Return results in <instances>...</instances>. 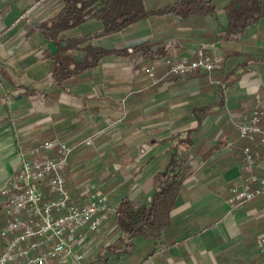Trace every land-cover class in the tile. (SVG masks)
I'll return each mask as SVG.
<instances>
[{
  "label": "crops",
  "instance_id": "crops-1",
  "mask_svg": "<svg viewBox=\"0 0 264 264\" xmlns=\"http://www.w3.org/2000/svg\"><path fill=\"white\" fill-rule=\"evenodd\" d=\"M175 1L144 0V5L150 9ZM202 1L214 11L189 19L150 16L114 35L91 36L79 47L109 51L145 44L146 49L105 54L95 67L82 70L92 56L65 47L100 32L99 22L88 21L64 34V49L56 53L55 43L46 42L36 24L57 12L60 0H0V190L19 166V151L52 138L76 148L95 137L91 134L98 126L92 117L115 118L116 109L128 114L124 125L132 140L115 147L120 171H113L116 186L105 194L110 209L125 197L149 203L153 177L173 156L192 170L158 237L119 244L114 212L97 232L87 233L82 264H263L257 244L264 235V195L232 210L227 201L240 182L247 145L238 139L237 125L253 106L255 92L264 91V18L232 41H214L226 25L223 9L230 0ZM200 44L223 59L221 71L164 77L166 59L182 57ZM60 60L77 72L59 83L51 66ZM149 69L154 79L145 74ZM232 69L233 76H226ZM67 168H73L71 162L65 173ZM67 177L75 199L80 195ZM2 203L0 196L1 209Z\"/></svg>",
  "mask_w": 264,
  "mask_h": 264
},
{
  "label": "built area",
  "instance_id": "built-area-1",
  "mask_svg": "<svg viewBox=\"0 0 264 264\" xmlns=\"http://www.w3.org/2000/svg\"><path fill=\"white\" fill-rule=\"evenodd\" d=\"M165 63L164 77L195 72L209 76L220 70L222 58L200 44ZM147 72L154 77L152 70ZM237 132L247 145L242 149L240 182L227 201L231 210L264 195V91L255 92L253 106L241 114ZM80 144L89 146L91 141ZM74 149L52 138L27 152L19 151V166L0 190L4 215L0 235L7 239L0 251V264H68V260L82 264L87 233L97 232L115 210L100 192H91L82 204L74 203L62 174ZM257 251L264 264V235L258 239Z\"/></svg>",
  "mask_w": 264,
  "mask_h": 264
},
{
  "label": "trees",
  "instance_id": "trees-1",
  "mask_svg": "<svg viewBox=\"0 0 264 264\" xmlns=\"http://www.w3.org/2000/svg\"><path fill=\"white\" fill-rule=\"evenodd\" d=\"M160 1V0H157ZM209 2L202 0H177L168 5H155L146 9L144 0H60V7L57 12L36 24L46 42H54L56 53L63 35L77 29L88 21H96L101 24V31L74 39L73 43H68L66 49H84L87 55H91L92 63L83 65L81 68L95 67L100 56L107 54L127 55L131 50L138 48L146 49L145 44L135 46L133 49L121 50H99L87 43L93 37H106L114 35L150 16H162L173 14L189 19L196 15H204L214 11ZM226 25L215 37L214 41H232L235 36L242 35L250 26L264 18V0H230L224 6ZM98 49V50H95ZM68 58H65L66 60ZM61 64L51 66V73L56 81H60L64 76L77 72L76 68L68 69ZM224 64L222 59L221 68ZM220 68L219 71L222 69ZM199 72H195V74ZM232 69L226 76H233ZM225 76V79H226ZM175 77V76H170ZM220 87V86H218ZM192 174L191 168L183 164L173 156L166 168L155 174L152 180L154 192L149 203L137 204L125 197L120 200L114 213V224L120 232L121 237L118 243L131 241L136 237L154 239L166 228L169 214L174 202L179 194L180 187L185 178ZM4 224V215L0 208V228Z\"/></svg>",
  "mask_w": 264,
  "mask_h": 264
},
{
  "label": "rangeland",
  "instance_id": "rangeland-1",
  "mask_svg": "<svg viewBox=\"0 0 264 264\" xmlns=\"http://www.w3.org/2000/svg\"><path fill=\"white\" fill-rule=\"evenodd\" d=\"M112 45H115V43H112L110 46ZM152 72L154 73V71ZM145 74L148 75V72L146 71ZM149 78L154 79V77ZM116 112H118V115L115 118H91L92 124L94 126H98L94 129L95 132L91 134V136L95 137L90 138L91 144L89 146H85L84 144L80 143L76 146V148L70 155L67 164L69 165V163L71 162V167L73 168H67V173H65L66 168L62 171L64 179L65 176L68 175L67 178H69V180L71 179L73 188L76 189L75 192L80 195L79 197L74 199L75 204H81L83 200L87 197V195H89L91 192H101L107 195L108 193L112 194L110 193L112 187L114 188L116 186L115 184L117 182L113 179L115 176L113 171H120V169L119 165L116 162L117 155L115 147L119 142H130L132 140V132L130 127H127V124L124 125L126 122H128V114L119 115L118 109H116ZM109 114L111 115V113ZM120 126L124 128L123 131H127L128 133L125 132V134H122L123 132L118 129ZM97 129L100 130L96 131ZM21 139H23V135H21ZM101 145L102 148L104 147L106 149L100 151L98 148L101 147ZM128 152H130V150L124 151L125 154ZM102 154L105 155L103 156ZM85 161H88L89 163L83 165ZM94 162L97 163L96 165L92 166ZM68 192L70 193V190ZM6 240L7 239L5 237L0 235V251L3 245L5 244ZM48 264L51 263L49 262Z\"/></svg>",
  "mask_w": 264,
  "mask_h": 264
}]
</instances>
